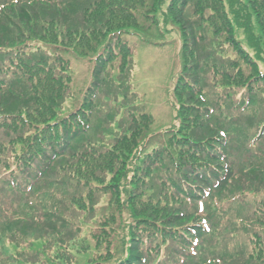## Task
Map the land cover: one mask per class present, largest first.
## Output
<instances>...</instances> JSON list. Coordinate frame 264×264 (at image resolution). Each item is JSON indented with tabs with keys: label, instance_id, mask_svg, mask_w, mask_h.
Segmentation results:
<instances>
[{
	"label": "trees",
	"instance_id": "obj_1",
	"mask_svg": "<svg viewBox=\"0 0 264 264\" xmlns=\"http://www.w3.org/2000/svg\"><path fill=\"white\" fill-rule=\"evenodd\" d=\"M165 1L0 0V200H3V197L4 200H9L7 202L9 205L4 207V211L0 203V213L9 211L11 203H16L13 202L14 197H17V200L20 199L21 208L27 207L30 202L25 199L34 197L35 200H44L39 210H32V216L31 212L12 211L10 216L5 214L1 218L0 264H60L68 258L66 254L69 256L70 247L79 244L75 243L77 239L75 234L82 233L83 227L90 225V222L96 218L97 212H105L108 209V205L106 207L100 205L101 199L107 193L102 185L95 183H101L106 173L115 172L106 189H112L114 194L119 196V184H117L119 174L116 175L118 165L108 151L103 152V156H98L93 161L94 167L106 164L104 170L93 168V170L83 172L84 162L81 152L86 149L90 150L84 136L86 135L84 127L89 124L84 125V119L79 113L63 116L67 98H70V79L66 67L67 62L62 59V55L72 52L86 57L95 51L89 46L91 40L97 44L107 38L104 45L106 56L100 52L96 56L101 59L100 65L106 67L120 57V67H122L130 57V51L128 52L126 44L121 40L126 31L133 29L144 33L146 30L142 25L145 23L142 21L152 19L158 26L160 25L159 17L164 27L175 26V21L183 27L188 23L191 25L190 19L193 23L196 21L199 23L194 29V36L204 42H207V38L209 48L214 52L200 59L198 51L190 47L189 51H183L182 57L184 61L193 60V65L202 61L200 68H205L206 71L209 69L207 58L209 61L219 60V51H226L224 43H228L230 47L243 55L242 42L235 37L234 30H242L243 34H246L245 41L248 45L252 44L249 48L256 55H260L263 51V37H258L254 33L253 26L256 24L261 34H264V0H171L166 10L163 11ZM191 5L192 8H190ZM209 31L211 37L208 36ZM186 34L189 35L187 38L193 36L188 32ZM261 34L258 33V35ZM220 39L223 40L221 45L217 43ZM113 41L115 43L112 45ZM214 48L218 50V54ZM212 72L214 73V70ZM256 76L259 79L258 74ZM242 79V77L238 79L235 85L243 86L246 80ZM261 80L264 82V76ZM220 81L223 82L222 84L225 82ZM231 84L232 82L224 85L228 87ZM257 93L263 95L264 91H257ZM261 100L263 103V99ZM208 113L205 115L196 113L199 117L190 118L194 120L192 124H195L198 129L206 127L205 125L210 122ZM197 132H192L189 139L186 137L184 140H192L193 136L199 134ZM173 140L170 139L169 142ZM192 141L198 142L195 138ZM99 143L100 141H95L91 144L93 148H96L95 145ZM162 144L151 154L156 160L163 159L167 168L164 169V173L169 180L167 186L171 191L175 188L173 195L175 202L183 200L190 205L197 201L201 203L202 195H196L189 189H183L185 188L183 181L181 183L175 181L177 174L193 175L191 172L196 168L206 174L202 176L196 170L197 172L194 173L196 182L204 186L205 190H209L210 194L213 189L218 188L219 192L223 193L231 187L233 179L231 170L223 169V174L209 171L206 165L196 161L192 151L175 155L171 151H166ZM192 145L196 147L195 144ZM176 159L182 165L174 162ZM159 170L160 168L152 169V172L159 175L162 172ZM36 180L41 183L40 188L33 186L32 181ZM157 181L161 183L160 180ZM46 184L49 187L64 188L58 195L49 190L41 191ZM179 184H182L181 187ZM171 194L172 192L166 190L163 198L167 202L173 201ZM217 195L212 198L208 194L206 198L209 197L210 202L218 205L223 200ZM50 197L52 199L50 206H43ZM128 198L134 204L131 195ZM128 201L125 199V202ZM31 206L32 203L28 209L32 208ZM132 206L135 207V205ZM116 208L121 212L120 205L116 204ZM153 208L149 212L156 213ZM213 210H218L217 206ZM18 213L30 219V225ZM39 213L41 214L37 217ZM126 216L136 221V229L143 230L146 226L152 231H136V229L134 231L132 228L133 231L129 234L127 231V234L116 235L118 241L114 246L113 238L109 241L110 238L106 237L102 242L106 247L98 253V256H103L107 262L114 259L113 264H187L189 262L190 264H264V232L260 237H254L251 234L253 230L246 231L244 228L248 226L242 224L249 223L248 220H242L241 224L244 228L240 227L241 231H220L221 234L218 232L214 235L217 241L222 242L220 248H214L207 242L202 244V250L207 251L211 259L205 258L206 261L205 259L200 261L197 259L199 254L196 253L195 248L200 246L202 236L210 232V227H205L207 231L203 227L195 226L186 227L184 231H171V224L169 227H161L159 224L150 223L147 218L143 219L141 216L144 215L135 216L126 213ZM100 218L103 219V214ZM24 225H33L46 229V231H42L43 233L31 231L29 234L24 231L21 234L18 228ZM112 225L115 227V224ZM64 228L65 231H62ZM166 228H169V231H166ZM159 229L165 231L166 234L171 231L175 237L170 235L169 242L165 237L162 244L156 232ZM140 233H145L146 238L140 239ZM91 236H94L98 242L103 239L101 236ZM149 236H152V239L148 242ZM262 236L263 238L260 239ZM239 237H242L244 242L241 239L239 242ZM5 239L13 246L18 245L20 241L22 243L19 246H27L29 242L39 247L32 253L18 255L14 252L10 254L6 252ZM51 239L55 241L52 242ZM252 241L258 244H251ZM174 243L184 247L186 251L174 248ZM187 246L190 248L188 252ZM108 247L109 250L104 253ZM83 249L87 250L85 247ZM237 249H242L247 254L240 253ZM91 264L104 263L93 262Z\"/></svg>",
	"mask_w": 264,
	"mask_h": 264
},
{
	"label": "rangeland",
	"instance_id": "obj_2",
	"mask_svg": "<svg viewBox=\"0 0 264 264\" xmlns=\"http://www.w3.org/2000/svg\"><path fill=\"white\" fill-rule=\"evenodd\" d=\"M170 1H165L163 11L166 10ZM190 21L192 24L188 23L184 27L177 24L178 21H175V26L164 27L159 17L160 25L158 26L152 19L142 21L145 23L142 25L146 30L144 33L133 29L126 31L121 40L126 44L128 52L130 51V57L122 67H120V57L106 67L100 65L101 59L96 56L98 52L106 56L104 45L107 38L97 44L91 40L89 46L95 51L86 57L72 52L62 55V59L67 62L66 67L70 79V98H67L63 116L79 113L84 119V125L89 124L84 127L86 130L84 136L91 151L86 149L81 152L84 162L83 172L93 170V168L104 170L106 164L94 167L93 161L96 157L103 156V152L108 151L118 165L116 175L119 174L117 183L119 184V196L114 194L112 189H106L115 172L106 173L101 183H95L102 185L106 191L107 194L101 199L100 205L104 207L108 205V209L105 212H97L93 221H87L90 225L83 227L82 233L75 234L77 236L75 243L79 244L70 247L69 256L66 254L68 258L60 264H91L93 262L113 264L114 259L107 262V259H103V256L99 257L98 253L105 249L106 245L102 242L106 237L110 238L109 241L113 238L114 246L118 241L116 235L127 234V231L129 234L133 231L132 228L135 231L136 221L127 217L126 213L135 216L144 215L141 216L143 219L147 218L150 223L159 224L161 227H169L171 224V231H184L186 227L194 226L203 227L207 231L205 227H210V232L202 236L200 246L195 248L196 253L199 254L197 259L200 261H204L205 258L211 259L207 251L202 250V244L207 242L217 249L220 245L222 246V242L213 237L220 231H241L240 227L245 224L248 228H242L246 231L253 230L251 234L256 238L264 232V94L257 93V91H264V82L261 80L264 76V41L262 42V55H256L249 48L252 44L248 45L245 41L246 34H243L242 30H234L235 37L242 42L244 56L230 47L228 43H224L226 51H219V60L209 61L207 58L209 69L206 71L205 68H200L202 61L193 65V60L184 61L182 57L183 51H189L190 47L198 51L200 59L214 52L209 48L207 38V42H204L194 36V29L199 23L197 21L193 23L191 19ZM203 27L206 28L207 24ZM253 27L254 33L258 37H263L264 40V34H261L259 27L256 24ZM187 32L193 36L187 38L189 37ZM210 33L209 31V37H211ZM222 42L223 40L220 39L217 43L221 45ZM113 43L115 42L113 41L112 45ZM215 51L218 54V50L215 49ZM257 74L259 79H257ZM241 77L242 80H246L244 85H235ZM220 80H224V84L229 85L231 82L232 84L227 87ZM198 112L199 115H205L208 112L210 115V122L203 129L195 127V124H192L194 120L190 119L199 117L196 114ZM194 131H198L199 134L193 136L192 140L195 138L198 142L185 141L184 138L189 139V135ZM170 139L174 140L169 142ZM89 140H93L91 143L95 141H100V143L93 148ZM161 144L166 151H171L175 155L192 151L196 161L206 165L209 171L223 174V169L231 170L233 173L231 187L223 193L216 188L210 194L209 190H205L204 186L196 182L194 173L198 171L202 176L206 175L200 172L201 169L196 168L197 171L191 172L193 175L187 173L184 177L183 174H177L175 181L178 183L183 181L185 185L183 189H189L193 194L202 195L201 203L197 201L190 205L183 200L175 202L173 196L175 188L171 191L167 186L169 180L164 173V169H167L165 163L161 158L154 159L151 154ZM177 160L174 162L182 165ZM159 168L162 170L159 175L152 172V169L158 170ZM39 181H32L33 186L40 188ZM181 185L179 184L180 187ZM114 187L116 189V186ZM63 188L49 187L46 184L41 191L49 190L58 195ZM166 190L172 192L173 201L167 202L163 198ZM206 194L212 198L218 194L217 197L223 201L214 205L209 201V197L206 198ZM129 195L133 198L134 204L128 198ZM12 199L16 203H11L9 211L0 213V220L5 214L10 216L12 211L31 212L32 216V210H39L41 204L44 203L43 199L35 200L32 197L25 199L30 202L27 207L22 203L25 208H21L20 199L17 200V197ZM125 199L129 201L125 202ZM7 202L9 200H4V197L0 200L3 211L4 207L9 205ZM51 202L50 197L43 206L49 207ZM31 203L32 208L28 209ZM116 204L121 206V212L116 208ZM130 206L132 208H129ZM216 206L218 210H213ZM152 207L156 213L149 212ZM18 214L30 225V219L23 217L22 213ZM40 214L36 216L39 217ZM102 214L103 219L100 218ZM90 217L91 215L88 219ZM242 220H248L249 223L241 224ZM252 220L254 222H251ZM39 222L42 221L39 220ZM143 222L146 221L143 220ZM112 224H115V227ZM18 230L21 234L24 231L26 234L31 231H41V233L46 231V229L33 225L20 226ZM145 230L152 231L146 226L143 230L136 229V231ZM62 231H65V228ZM166 231H169V228H166ZM171 231L168 234L162 229L156 231L162 244L165 237L169 242L170 235H175ZM140 234V239L146 238L145 233ZM91 235L101 236L103 239L98 242ZM151 237H148V242L152 239ZM262 238L263 236L260 239ZM240 239L244 242L242 237L238 238L239 242ZM260 239L259 242H261ZM5 241L6 252L10 254L14 252L18 255L32 253L39 247L29 242L27 246H19L22 242L18 239V245L15 246L8 243L7 239ZM51 241L55 240L51 239ZM247 241L250 244L248 239ZM251 244L256 245L258 242L252 241ZM84 247L87 250L83 249ZM147 247L149 249L148 244ZM173 247L186 251L177 243H174ZM162 248L164 249L163 245ZM107 250L109 247L104 253ZM237 250L247 254L242 249ZM188 251L190 248L187 249ZM213 256L216 257L217 254Z\"/></svg>",
	"mask_w": 264,
	"mask_h": 264
}]
</instances>
